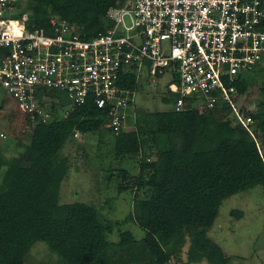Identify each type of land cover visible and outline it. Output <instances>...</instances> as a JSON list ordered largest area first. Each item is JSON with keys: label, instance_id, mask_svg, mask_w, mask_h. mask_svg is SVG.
<instances>
[{"label": "trees", "instance_id": "trees-1", "mask_svg": "<svg viewBox=\"0 0 264 264\" xmlns=\"http://www.w3.org/2000/svg\"><path fill=\"white\" fill-rule=\"evenodd\" d=\"M119 2L25 0V25L49 30L51 17L57 16L77 25L81 37L88 39L110 25L105 12ZM253 71L264 74L263 68ZM249 73L235 83L239 94L251 83ZM137 81L136 73L126 72L120 84L134 91ZM259 91L264 94V76ZM167 94L162 101L171 103L176 93ZM246 113L254 121L249 125L256 139L233 121L229 106L199 113L187 103L180 110L152 112L153 127L137 124L115 134L116 155L141 154L136 174L118 169L123 181L117 187L133 191L128 218L144 230L139 240L122 230L118 241L107 239L113 223L103 220L93 204L58 201L60 180L68 169L59 150L74 132L111 131L102 111L89 101L64 117L36 120L29 143L17 155L4 161L0 143V169L5 164L0 179V264H24L36 242L45 243L62 264H165L182 253L184 264H226L229 256L207 235L219 205L255 184L264 187V102L257 112ZM149 148L156 154L153 159L145 154ZM231 213L242 214L235 209Z\"/></svg>", "mask_w": 264, "mask_h": 264}, {"label": "built area", "instance_id": "built-area-1", "mask_svg": "<svg viewBox=\"0 0 264 264\" xmlns=\"http://www.w3.org/2000/svg\"><path fill=\"white\" fill-rule=\"evenodd\" d=\"M24 9L25 0H0V137L11 114L32 126L89 101L114 134L126 130L133 91L120 84L122 73L146 70L170 72L175 110L229 106L255 138L235 83L264 69V0H122L88 39L57 16L49 30L28 29Z\"/></svg>", "mask_w": 264, "mask_h": 264}, {"label": "rangeland", "instance_id": "rangeland-1", "mask_svg": "<svg viewBox=\"0 0 264 264\" xmlns=\"http://www.w3.org/2000/svg\"><path fill=\"white\" fill-rule=\"evenodd\" d=\"M137 73V87L132 92L130 122L126 130L134 129L137 124L153 127L155 120L151 113L172 107V101H162V96L168 95L170 72L166 71L159 76L148 74L146 70ZM248 76L251 83L245 92L240 94L238 104L242 105L244 111L257 112L259 103L264 102V94L259 91L264 74L256 75L253 71ZM60 115L61 112L55 114ZM11 117L6 137L0 138L4 161L17 155L23 146L29 143L32 129V126L25 124L18 115L11 114ZM114 140L115 134L107 128L85 133L78 131L76 135L67 138L59 150V155L67 161L68 169L60 180L58 201H83L96 206L103 220L113 223L112 231L107 233V239L110 241H118L122 230H129L139 240L144 230L128 218L132 210L133 191L130 187L118 190L117 186L123 181L119 179L118 169L125 168L129 174H136L141 154L116 155ZM151 149L153 148L145 150V154ZM148 156L153 159L156 154L153 151ZM4 169L5 164L0 169V179ZM263 202L264 187L259 184L229 195L221 201L218 214L208 228L207 235L218 242L224 253L229 256L226 264H264ZM232 209L241 211V216L231 213ZM185 247L186 245L183 250ZM178 257L165 264H184L185 254L182 253ZM24 264L62 263L45 243L36 242L25 254Z\"/></svg>", "mask_w": 264, "mask_h": 264}]
</instances>
